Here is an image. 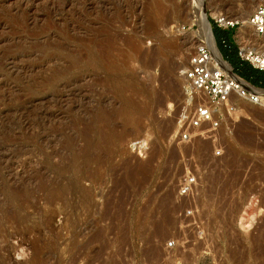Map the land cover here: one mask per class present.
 Here are the masks:
<instances>
[{"label": "rangeland", "instance_id": "obj_1", "mask_svg": "<svg viewBox=\"0 0 264 264\" xmlns=\"http://www.w3.org/2000/svg\"><path fill=\"white\" fill-rule=\"evenodd\" d=\"M261 3L0 0V264H264V108L179 135L204 9Z\"/></svg>", "mask_w": 264, "mask_h": 264}, {"label": "built area", "instance_id": "obj_2", "mask_svg": "<svg viewBox=\"0 0 264 264\" xmlns=\"http://www.w3.org/2000/svg\"><path fill=\"white\" fill-rule=\"evenodd\" d=\"M213 20L224 30L243 25L242 20L230 19L223 14L214 16ZM247 20L258 36L264 37V3L259 4ZM254 66L264 70L263 64L254 63ZM182 74L187 84L188 99L196 101L189 115L182 120L179 131L182 141L193 144L200 136L217 132L223 126L226 115L231 114L235 96L264 108V88L239 76L233 67L230 71L217 67L212 50L207 45H198L194 49ZM140 143L137 145L141 146ZM216 152L221 153L222 147ZM194 183L195 177L186 175L181 195L188 194ZM166 246L173 249L176 240H169Z\"/></svg>", "mask_w": 264, "mask_h": 264}, {"label": "bare ground", "instance_id": "obj_3", "mask_svg": "<svg viewBox=\"0 0 264 264\" xmlns=\"http://www.w3.org/2000/svg\"><path fill=\"white\" fill-rule=\"evenodd\" d=\"M203 14H204V19L205 20H204V24H203L204 27H203V29L201 31V37H204L207 40L206 42H204L205 44H203V45H207L212 50L213 62L216 64L217 67H219L220 69H223V70L225 69V70H229L230 71L231 70V66L229 65V63L227 61H225V60H223L221 58V56H220V54H219V52H218V50H217V48L215 46V43H214L213 37H212V33L210 31L209 25H208L207 20H206L205 9H204V13ZM223 15H225V14H223ZM225 16L229 17L230 19L242 20L243 24L247 23L245 25V28L248 30V33L253 36V39L255 38L254 42H256V44H258V49L260 48L261 50H258L256 48L253 49L251 47H244L243 48V51H244V54H245L244 56L248 57L254 63L263 64L264 65V37L258 36V34L254 30V28L248 23V20L240 19L238 17L231 16V15H228V14L225 15ZM232 105L233 106L231 108V113H236L237 105L236 104H232Z\"/></svg>", "mask_w": 264, "mask_h": 264}, {"label": "trees", "instance_id": "obj_4", "mask_svg": "<svg viewBox=\"0 0 264 264\" xmlns=\"http://www.w3.org/2000/svg\"><path fill=\"white\" fill-rule=\"evenodd\" d=\"M214 33L218 44L222 40H228L227 45L222 46L220 49L223 57L232 64L234 71L252 84L264 88V71L252 66L237 54L234 42L230 38L231 32L229 30L214 28Z\"/></svg>", "mask_w": 264, "mask_h": 264}, {"label": "water", "instance_id": "obj_5", "mask_svg": "<svg viewBox=\"0 0 264 264\" xmlns=\"http://www.w3.org/2000/svg\"><path fill=\"white\" fill-rule=\"evenodd\" d=\"M205 16H206V20H207V23H208V25H209L210 31H211V33H212V37H213V41H214V43H215V46H216V48H217V50H218V52H219L221 58L224 60L223 55H222L220 49H219L218 46H217L216 38H215V35H214V32H213V29H212V26H211V23H210L209 17H208V15H207V13H206V10H205ZM225 61H226V60H225ZM229 65H230V63H229ZM230 66H231V65H230ZM231 67H232V66H231Z\"/></svg>", "mask_w": 264, "mask_h": 264}, {"label": "crops", "instance_id": "obj_6", "mask_svg": "<svg viewBox=\"0 0 264 264\" xmlns=\"http://www.w3.org/2000/svg\"><path fill=\"white\" fill-rule=\"evenodd\" d=\"M230 31V30H229ZM255 67V66H254Z\"/></svg>", "mask_w": 264, "mask_h": 264}]
</instances>
